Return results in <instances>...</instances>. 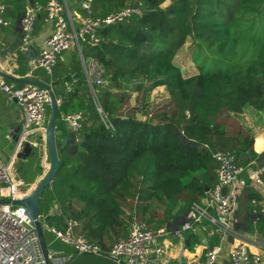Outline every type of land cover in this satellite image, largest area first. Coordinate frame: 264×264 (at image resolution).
I'll return each instance as SVG.
<instances>
[{
	"label": "trees",
	"instance_id": "trees-1",
	"mask_svg": "<svg viewBox=\"0 0 264 264\" xmlns=\"http://www.w3.org/2000/svg\"><path fill=\"white\" fill-rule=\"evenodd\" d=\"M49 1L6 0L7 18L39 5L41 23ZM126 6L140 12L102 28L98 45L82 47L86 61L102 67L104 83L91 76L90 85L77 52L70 64L60 63V56L45 78L60 100V168L40 200L49 249L48 228L68 221L107 252L128 236L134 218L154 230H181L192 205L216 183L217 151H232L238 165L263 169L264 179V152H255L254 137L234 119L248 107L264 110V0H94L93 14ZM188 39L199 71L192 76L175 61ZM131 81L143 97L137 107L129 102ZM159 86L171 102L154 108L151 93ZM79 111L82 128L73 131L63 116ZM52 113L49 104L47 123ZM255 184L248 180L242 192V218L251 202L263 205ZM184 240L190 249L202 242L192 230Z\"/></svg>",
	"mask_w": 264,
	"mask_h": 264
},
{
	"label": "built area",
	"instance_id": "built-area-1",
	"mask_svg": "<svg viewBox=\"0 0 264 264\" xmlns=\"http://www.w3.org/2000/svg\"><path fill=\"white\" fill-rule=\"evenodd\" d=\"M80 2L82 17L78 26L74 19L66 17L68 7L65 2H48L45 21L52 23L54 27L32 62L31 71L40 68L52 75L58 58L64 52L77 48L81 53L82 44L98 45L102 40V28L140 12L137 6H126L117 12L100 16L93 14L94 0ZM40 9L39 5L28 9L22 19L24 50L34 40V22ZM10 24L7 4L5 0H0V25ZM84 64L89 69L90 76H94L98 83L105 82L103 69L96 59L84 60ZM89 83L92 85L91 79ZM0 88L17 100L24 113L20 142L33 132L46 134L47 106L51 103L49 91L32 83L17 86L15 83H8L2 76ZM99 110L101 112V107ZM63 119L73 131L82 128L83 114L80 111L65 114ZM214 157L217 161L216 183L206 191L200 202L192 205L188 220L181 230L174 233L165 228L154 230L134 218L128 236L118 238L107 252L84 234L75 233V222L68 221L64 228H48L55 238L68 244L72 250L68 256H61L56 250L50 249L49 258L52 264H66L73 254L109 257L116 264H168L170 256L165 237L170 234L184 242V233L188 230L198 234L203 232L209 242L200 264H219L223 246L229 237L236 238L237 242L229 251L228 264H263L262 256L250 250L248 238L236 232L233 225L237 201L247 185L242 174L250 170L251 178L264 194L261 171L238 165L232 151H217ZM12 163H5L0 157V200H4L0 201V264H47L32 216L25 206L17 203L29 193L21 189V182L13 175Z\"/></svg>",
	"mask_w": 264,
	"mask_h": 264
},
{
	"label": "crops",
	"instance_id": "crops-1",
	"mask_svg": "<svg viewBox=\"0 0 264 264\" xmlns=\"http://www.w3.org/2000/svg\"><path fill=\"white\" fill-rule=\"evenodd\" d=\"M62 1L65 2L68 7V10L66 11V17L68 19H74L78 26L82 17L81 7L80 9H75L72 8V6H75V4L80 3V1ZM36 6H31L28 4L25 7V12L30 8H35ZM9 14L10 12H8V17ZM16 14L17 12H15V15ZM23 15L24 14L19 13L17 14V16L9 17L8 19L11 21V24L8 26L0 25V76H2L8 83H15L17 86L25 85L27 82L19 81L13 78L35 80L38 82L50 84L49 82L45 81V78L48 76V73L40 68L31 71V64L37 58L39 49L44 44L45 39L52 33L54 26L52 23L46 22L45 19L41 23H39L36 18L34 26L37 24L38 26L37 30L34 32V40L24 50L22 40V19L24 17ZM81 50V53L77 48L70 50V52L66 56L61 55L59 62H65L66 64H70L73 55L75 54V52H77L78 57L81 60L82 68L85 71L88 80H90L91 76L89 74V69L84 64V60L86 59L84 58L82 47ZM5 74L10 75L11 77H7L5 76ZM74 77H77V75H75ZM157 88L161 89V92H165V99L168 98L169 95L165 86H159ZM154 90L152 91V93L154 92ZM134 92H136V94H139L140 92L133 90L130 92V101L132 102L131 106L137 107L140 102L138 98V101L136 100L134 103ZM152 93L150 99L152 107L162 106L164 104L162 100H152ZM138 115L142 117L141 114ZM234 117L236 121H238V123L242 125V127H244V129L247 130L251 136L254 137L255 152L263 153L264 110H257L253 107H248L243 113ZM23 120L24 113L20 108L17 100L15 98L10 97L0 88V157L5 163L13 162V175L18 181L21 182V188L30 194L46 174L50 166V159L47 152V145L43 146L40 136L38 140L35 139L36 134L39 132H33L29 134L25 139H23V141L20 142V137L23 128ZM37 142L42 144V148L34 150L33 153V149L30 146H37ZM26 169H29L31 172H34V175L30 177L29 181L24 185L22 181L24 177L23 170ZM253 170H260L261 173L263 171V169H260L259 167L253 168ZM246 172L249 173V177L245 179L247 181L253 180L251 178L250 170ZM255 187L261 193H263L262 189L258 187L257 184H255ZM242 192L237 201L236 212L234 214V229L236 232L241 233L246 238H248V246L250 250L253 253L260 254L264 259V202L263 205L262 203L258 204L255 201L251 202V209L247 211L246 217L242 218L237 215V211L242 201ZM247 221L249 222L250 227L247 225ZM169 236H171V239ZM199 236L202 239V242L200 244H196L193 249H190L186 245L185 240L183 242L182 240L175 238L170 234L167 235L165 237V241L170 256L169 263L178 262L179 264H200L204 258L206 246L209 242L207 241L206 235L203 232H199ZM236 242V238L229 237L227 239L226 243L223 246L221 256L219 258V264H228L229 251ZM71 251L72 250H69V253H71ZM75 256H77V258L79 259V264H102L100 259H107L108 261L112 262L111 264H116L115 261H113L111 258L99 255L77 254ZM92 256L96 257L95 261L98 262H89L86 260V258L88 259Z\"/></svg>",
	"mask_w": 264,
	"mask_h": 264
},
{
	"label": "water",
	"instance_id": "water-1",
	"mask_svg": "<svg viewBox=\"0 0 264 264\" xmlns=\"http://www.w3.org/2000/svg\"><path fill=\"white\" fill-rule=\"evenodd\" d=\"M36 21V19H35ZM35 23V22H34ZM4 75V74H3ZM7 77H11L10 75L5 74ZM19 81H25L27 83H32L39 85L45 89H47L50 93L51 98V106L53 109L51 120L49 121L47 125V132H46V144H47V152L50 159V166L44 175V177L41 179L39 184L36 186V188L26 197L19 199L17 201L18 204L23 205L27 208L29 213L32 216V219L36 225L40 243L44 252V256L46 259L47 264H52V261L49 258V246L46 240L43 224H42V208L40 200L42 198V195L45 191V189L50 186L53 181L56 178V174L60 168V159L58 154V145H57V137H56V128H57V121L59 117V101L53 91V87L50 84L38 82L35 80H28V79H20V78H13ZM102 112V109H101ZM68 142V137H64L61 145L62 147H65V145ZM215 153V152H214ZM210 188H207L206 191H209ZM4 201V200H0Z\"/></svg>",
	"mask_w": 264,
	"mask_h": 264
},
{
	"label": "rangeland",
	"instance_id": "rangeland-1",
	"mask_svg": "<svg viewBox=\"0 0 264 264\" xmlns=\"http://www.w3.org/2000/svg\"><path fill=\"white\" fill-rule=\"evenodd\" d=\"M168 3L169 2H167L165 5H167ZM80 7H81V2L75 4V6H72V8H75V9H80ZM82 47H83V44H82ZM193 50H194V48L192 45V41L190 39H188V42L180 49L179 53L177 54V56L175 58V61L183 68V72L186 76H192V75H196L199 73L197 65L194 63V61L192 59ZM69 52L70 51L64 52L62 55L66 56ZM135 83H136V81L126 82L128 88H130V91H132V90L135 91L134 90ZM160 90L161 89H159V88H156L154 90L155 93L154 92L152 93V96H153L152 100L153 99H154V101L162 100V102H164V104L170 103L171 98L169 97L170 96L169 93H168V95H169L168 98L165 99V96H164L165 92L164 91L161 92ZM134 93H135L134 99H133L134 103L136 100L138 101V98H139V102L141 103V99L143 98L142 93H139V94H136V92H134ZM129 102L132 105V102L131 101H129ZM234 119H235V117H234ZM235 121H236V119H235ZM236 122L238 123V121H236ZM39 136L41 138L43 146H46L47 145L46 144V134L43 132H39L36 134L35 139L38 140ZM44 139H45V141H44ZM37 148L38 149L42 148V144L37 142ZM23 173H24L23 174L24 177H23L22 181H23V184L25 185L29 181V178L34 175V172H31L29 169H26V170H23ZM242 177L248 178L249 173L248 172L243 173ZM22 190H24V189H22ZM170 225H174V224H170ZM165 227L167 229L169 228L168 226H165ZM175 231H177V230H175ZM47 234H48L49 240L51 241L52 249L56 250L61 256H66V255L68 256L69 255L68 249H71V247L68 244L61 241L60 239L55 238L53 235H50L49 233H47ZM169 237L171 239V236H169ZM75 255H77V254H73L72 258L66 264H79L80 263L79 259ZM95 259H96V257H93V256L89 257L88 259L86 258V260L89 262H98V261H95ZM97 259H99V258H97ZM100 261L102 264H111L112 263V262L108 261L107 259H100Z\"/></svg>",
	"mask_w": 264,
	"mask_h": 264
},
{
	"label": "bare ground",
	"instance_id": "bare-ground-1",
	"mask_svg": "<svg viewBox=\"0 0 264 264\" xmlns=\"http://www.w3.org/2000/svg\"><path fill=\"white\" fill-rule=\"evenodd\" d=\"M262 262L264 263V259L262 258Z\"/></svg>",
	"mask_w": 264,
	"mask_h": 264
}]
</instances>
